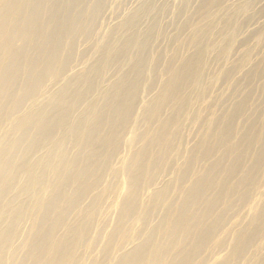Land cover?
<instances>
[{
	"label": "rangeland",
	"instance_id": "374dc122",
	"mask_svg": "<svg viewBox=\"0 0 264 264\" xmlns=\"http://www.w3.org/2000/svg\"><path fill=\"white\" fill-rule=\"evenodd\" d=\"M95 1L81 0L73 12L77 15L86 10L91 15L96 10L92 21L80 23L88 24L91 38L81 36L72 49L66 50V55L73 56L66 76L89 73V78L97 84L85 100L78 104L77 100L74 102V118H88L101 110L108 88L121 76L127 74L128 78L136 59V62L141 59L144 68L140 77L134 79L140 82L133 108L134 121L119 129L113 150L102 157L91 156L107 171L105 181L94 188L68 217L69 225L79 222L87 233L77 252H89L78 264H103L106 260L104 249L108 246L113 247L114 253L110 256L114 255V260L111 258L114 263L123 248L132 249L145 241L166 216L180 215L177 209L207 170H211L215 183L202 190L194 217L203 212L208 200L219 197L216 209L206 217L207 220L200 218L213 225L221 217L219 224L223 223V226L213 229L219 235L248 229L256 218V211L264 204V0H102L104 3L100 8L96 7ZM129 19L134 24H126ZM127 38H134L138 43L130 47L127 58L103 62L99 46L110 44V52H117ZM198 59L202 62L199 84L186 77L180 92L167 107H163L159 118L145 123L146 102L162 90L166 80L181 64ZM93 65L102 66L101 72H92L89 68ZM134 77L131 71L130 80ZM42 82L46 89L58 87L49 78ZM70 88L75 90L76 85L71 84ZM40 106L41 103L33 107ZM163 126H166L165 131L159 132ZM132 128L138 130L140 139L130 145L127 142L134 133L130 132ZM60 132L57 130L55 135ZM6 139L0 138V146L3 141L7 142ZM84 140L83 132L69 137L63 144L65 157L69 160L78 157ZM147 145L152 148L149 146L146 169L142 172L144 185L137 197L141 204L138 215L143 220L140 218L135 226L131 220L119 219L122 214L116 203L125 189L121 188L118 168L121 159L128 160L135 151ZM23 146L22 151L29 145ZM38 150H33L32 156L30 154L31 160L42 156L46 147ZM62 188L70 189L65 184ZM162 188H165L163 201L157 204L155 196ZM14 190L9 193L10 200L16 198ZM20 197L23 199L22 195ZM95 197L99 198L96 209L88 211L87 207ZM25 201L23 211L20 210L22 218L18 220L21 223L16 224V231L21 230L14 240L13 258L8 259L11 264H19L23 259L24 248L18 246L22 241L26 244L31 241L43 214L44 201L40 193L25 197ZM131 224L135 229L134 239L119 249L117 240H110L108 234L119 225L125 229ZM102 228L104 234L94 238L93 232ZM58 231L56 234L60 235L63 229ZM163 235V231L157 234L160 247L165 244ZM184 242L187 248L191 239L186 238ZM234 247L235 240L230 238L224 248L209 254L208 264L221 263ZM260 253L264 254V245ZM203 257L206 258L205 253L199 254L193 264H203Z\"/></svg>",
	"mask_w": 264,
	"mask_h": 264
},
{
	"label": "bare ground",
	"instance_id": "6f19581e",
	"mask_svg": "<svg viewBox=\"0 0 264 264\" xmlns=\"http://www.w3.org/2000/svg\"><path fill=\"white\" fill-rule=\"evenodd\" d=\"M80 2L81 0H0V138H7V142L3 141V146H0V264H11L8 259L13 258L12 253L16 247L14 240L21 230L19 228L16 231V224L22 218V204L26 205L25 197H33L37 193L41 194L44 201L42 218L31 241L19 244L18 247L24 248L25 252L19 264H78L85 260L89 250L81 253V249V254L77 250L82 246L87 233L82 230L79 222L69 225L68 217L106 179L107 171L92 160L91 156L102 157L105 152L107 154L113 150L119 129L134 121L133 108L137 85L140 84L134 79L140 77L138 75L144 68L141 59L133 62L130 75L128 74L131 76L132 71L136 77L130 80L129 76V79L126 77L127 74L123 75L108 88L107 94L103 96L101 110L88 118H74V102L77 100L78 104L85 100L97 85L96 80L89 78V73L66 76L73 58L66 55V50L72 49L81 36L90 37L88 24L80 23L82 20L92 21L96 15V10L91 15L86 10L74 15ZM95 2L93 3L97 8L104 3L102 0ZM125 23L134 24L131 19ZM134 44H138L137 40L127 38L122 48L113 53L110 52V44L99 46L103 62L127 58L129 49ZM201 63L200 59L184 62L171 74L162 90L146 102L144 122L149 124L159 118L163 107H167L180 92V85L186 77L199 84L202 76ZM89 69L95 73L101 72L102 66L98 68V65H93ZM44 78H49L58 87L54 90L46 89L45 82H42ZM71 84L76 85L75 90L70 88ZM39 103L40 107H33ZM172 121L173 119L170 123ZM165 129L166 126H163L159 132H164ZM57 130L62 131L57 133L58 136L55 135ZM80 132L85 134L82 151L74 160H69L65 157L63 144L69 137ZM130 132H134L132 136L128 133L131 138L127 143L131 145L138 139V130ZM23 145L29 146L22 151ZM149 146L152 148L147 145L135 151L128 160L124 158L119 162L121 188L125 189L116 203L122 214L120 221L128 219L133 224L140 222L138 211L141 210V204L137 197L144 185L142 172L146 169L148 151L151 150ZM42 147H46V152L31 160L33 150H40ZM214 183V175L211 170H207L198 178L190 195L177 209L180 215L166 216L145 241L132 249L124 250L123 244L134 239L133 225L125 229L119 225L120 228H115L108 237L112 241L117 240L118 248H123L122 252L117 253L119 256L112 263L114 255L111 257L110 253L112 254L113 247H106V260L103 264H193L201 253L206 256L202 258L203 264H208L209 254L224 248L230 238H234L235 247L219 264H264V254L260 253L264 245V204L256 211V218L250 222L249 228L236 234L235 231H229L219 235L213 231L216 226H223V223L219 224L221 217L213 225L202 219L205 217L207 220L206 217L213 213L219 197L208 200L203 212L194 217L193 212L199 205L202 190L212 187ZM63 184L70 189L67 191L62 188ZM12 190L16 191V198L13 197L15 200L8 198ZM164 193L165 188L156 193L157 204L162 203ZM18 197L20 198L17 199ZM98 201V197L93 198L87 210H95ZM145 219L148 220L147 217ZM57 231L62 233L57 235ZM160 231L164 232L165 239L162 247L157 239ZM93 233L94 238H99L104 234V229ZM186 238L191 239L187 248L184 242Z\"/></svg>",
	"mask_w": 264,
	"mask_h": 264
}]
</instances>
